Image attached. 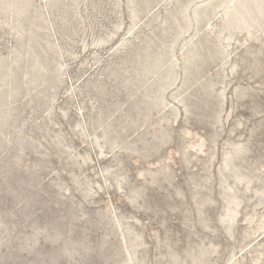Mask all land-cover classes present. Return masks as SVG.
<instances>
[{"label": "rangeland", "instance_id": "374dc122", "mask_svg": "<svg viewBox=\"0 0 264 264\" xmlns=\"http://www.w3.org/2000/svg\"><path fill=\"white\" fill-rule=\"evenodd\" d=\"M0 264H264V0H0Z\"/></svg>", "mask_w": 264, "mask_h": 264}]
</instances>
